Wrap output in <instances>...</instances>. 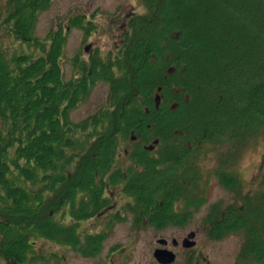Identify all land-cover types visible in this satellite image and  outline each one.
Masks as SVG:
<instances>
[{
    "label": "trees",
    "instance_id": "16d2710c",
    "mask_svg": "<svg viewBox=\"0 0 264 264\" xmlns=\"http://www.w3.org/2000/svg\"><path fill=\"white\" fill-rule=\"evenodd\" d=\"M53 3L6 0L0 11L5 264L32 260L38 238L95 256L107 234L80 235L79 227L113 208L114 197L127 198L123 212L137 229L185 227L207 203L192 157L208 144L232 147L216 176L243 199V206L210 207L208 235L243 232L241 256L264 264V190L242 198L229 170L239 146L264 135V0H143L116 54L76 58L70 79L67 28L35 35ZM83 24L76 18L71 26L94 31ZM101 83L105 103L73 121Z\"/></svg>",
    "mask_w": 264,
    "mask_h": 264
},
{
    "label": "rangeland",
    "instance_id": "374dc122",
    "mask_svg": "<svg viewBox=\"0 0 264 264\" xmlns=\"http://www.w3.org/2000/svg\"><path fill=\"white\" fill-rule=\"evenodd\" d=\"M5 2L0 0V11ZM135 12H143V0H54L51 8L39 17L35 35L44 39L51 30L67 28L63 62L66 79H70L76 58L88 59L89 54L96 52L106 55L113 51L116 54L117 45L121 43L126 31L127 18ZM76 18L82 19L83 25L91 23L94 31L90 34L84 29L71 26ZM2 40L6 43L7 38L0 32V43ZM89 45L90 52L86 53L85 48ZM106 97L107 85L101 83L94 88L90 98L73 111L72 120L79 122L95 113L105 103ZM239 147L238 159L229 170L240 178L242 198L249 194L256 196L264 190V135L254 138L243 149ZM230 152L231 146L208 144L200 155L192 157L201 169L202 189L205 190L207 203L185 227H172L164 231L137 229L132 215L123 212L127 198L114 197L113 208H109L101 217L82 222L79 227L80 235L107 234L102 248L95 256H86L82 252L83 246L74 248L72 245L38 238L33 258L26 264H158L154 251L160 248L158 240L161 238L169 240L168 249L177 254L175 264H256L241 256L246 240L243 232L214 240L209 237L206 229V215L212 205L224 208L231 204L243 206V199H237L226 190L216 176L220 160ZM192 232L196 233V245L186 249L183 242ZM173 239L179 242L178 248L173 247ZM0 264H5L1 257Z\"/></svg>",
    "mask_w": 264,
    "mask_h": 264
},
{
    "label": "water",
    "instance_id": "95a60500",
    "mask_svg": "<svg viewBox=\"0 0 264 264\" xmlns=\"http://www.w3.org/2000/svg\"><path fill=\"white\" fill-rule=\"evenodd\" d=\"M91 45L86 48V51L89 52ZM196 237V233L192 232L188 235V237L184 240L183 244L186 248H192L196 245L194 241ZM158 244L163 248H159L155 251L154 257L159 264H174L176 262V254L173 251H170L164 247L168 246V240L162 238L158 240ZM174 247H178L179 243L176 239L172 241Z\"/></svg>",
    "mask_w": 264,
    "mask_h": 264
},
{
    "label": "flooded vegetation",
    "instance_id": "af4514ba",
    "mask_svg": "<svg viewBox=\"0 0 264 264\" xmlns=\"http://www.w3.org/2000/svg\"><path fill=\"white\" fill-rule=\"evenodd\" d=\"M167 248H169V246H167Z\"/></svg>",
    "mask_w": 264,
    "mask_h": 264
}]
</instances>
